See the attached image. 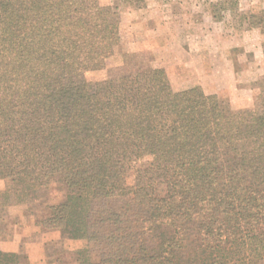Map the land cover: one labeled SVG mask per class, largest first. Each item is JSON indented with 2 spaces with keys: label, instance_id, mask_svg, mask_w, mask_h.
Listing matches in <instances>:
<instances>
[{
  "label": "trees",
  "instance_id": "16d2710c",
  "mask_svg": "<svg viewBox=\"0 0 264 264\" xmlns=\"http://www.w3.org/2000/svg\"><path fill=\"white\" fill-rule=\"evenodd\" d=\"M125 36L102 0H0V209L57 181L38 224L78 264H264V111L164 69L91 79Z\"/></svg>",
  "mask_w": 264,
  "mask_h": 264
},
{
  "label": "rangeland",
  "instance_id": "374dc122",
  "mask_svg": "<svg viewBox=\"0 0 264 264\" xmlns=\"http://www.w3.org/2000/svg\"><path fill=\"white\" fill-rule=\"evenodd\" d=\"M102 2L121 13L127 36L105 69L89 75L91 79L164 69L176 91L201 86L234 110L264 111V0ZM66 193L54 181L31 201L49 206ZM63 238L74 251L85 246V241ZM91 255L97 259L95 251Z\"/></svg>",
  "mask_w": 264,
  "mask_h": 264
},
{
  "label": "crops",
  "instance_id": "0c3cea01",
  "mask_svg": "<svg viewBox=\"0 0 264 264\" xmlns=\"http://www.w3.org/2000/svg\"><path fill=\"white\" fill-rule=\"evenodd\" d=\"M50 206L31 201L0 209V252L22 257L21 264H78L62 233L38 224L50 216Z\"/></svg>",
  "mask_w": 264,
  "mask_h": 264
}]
</instances>
